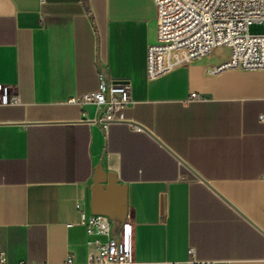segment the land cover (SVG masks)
<instances>
[{"label":"crops","instance_id":"1","mask_svg":"<svg viewBox=\"0 0 264 264\" xmlns=\"http://www.w3.org/2000/svg\"><path fill=\"white\" fill-rule=\"evenodd\" d=\"M155 34L154 0H0L2 264H85L79 212L106 210L129 264H264V71L206 74L217 47L148 80ZM98 73L128 86L127 122L69 102ZM110 172L120 192L93 188Z\"/></svg>","mask_w":264,"mask_h":264},{"label":"built area","instance_id":"2","mask_svg":"<svg viewBox=\"0 0 264 264\" xmlns=\"http://www.w3.org/2000/svg\"><path fill=\"white\" fill-rule=\"evenodd\" d=\"M155 41L146 46V79L158 77L174 67L187 64L225 47L227 55L220 63L205 68L208 75L227 70L264 71V32L249 34L252 23L264 25V0H154ZM95 64H97L95 62ZM94 90L71 97L69 102L90 103L100 110L93 122L104 126L127 122L123 110L130 102L128 86L105 81L100 73ZM10 86L0 83V106L17 104ZM190 99L197 98L194 93ZM264 122V111L257 115ZM134 129H138L134 126ZM77 207V205H76ZM91 248L85 264H129L132 261V227L125 216L118 228L100 213L79 212ZM3 257L0 253V264ZM190 264H212L208 260L190 259ZM63 264H72L67 259ZM175 264V263H174Z\"/></svg>","mask_w":264,"mask_h":264},{"label":"rangeland","instance_id":"3","mask_svg":"<svg viewBox=\"0 0 264 264\" xmlns=\"http://www.w3.org/2000/svg\"><path fill=\"white\" fill-rule=\"evenodd\" d=\"M247 32L249 34L262 33L264 32V25L262 23H252L247 27ZM93 188H96L98 190H104L105 192L111 191L113 193H118L121 190L115 182L114 174L112 172H110L104 177L102 176V174H100V177H97L96 181L93 182Z\"/></svg>","mask_w":264,"mask_h":264},{"label":"water","instance_id":"4","mask_svg":"<svg viewBox=\"0 0 264 264\" xmlns=\"http://www.w3.org/2000/svg\"><path fill=\"white\" fill-rule=\"evenodd\" d=\"M113 82H115V83H121L122 81H119V80H116V81H113ZM182 165H184V163L182 162V161H179ZM192 172V171H191ZM193 173V172H192ZM194 174V176H196V177H198V175H196L195 173H193ZM199 178V177H198ZM97 213V212H96ZM98 213H103V214H106V215H108V212H107V210L106 211H100V212H98Z\"/></svg>","mask_w":264,"mask_h":264}]
</instances>
